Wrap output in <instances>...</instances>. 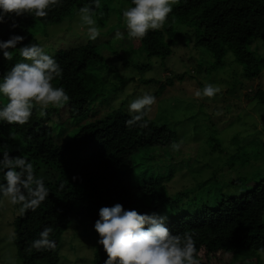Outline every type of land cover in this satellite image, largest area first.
I'll return each mask as SVG.
<instances>
[{
  "label": "trees",
  "instance_id": "trees-1",
  "mask_svg": "<svg viewBox=\"0 0 264 264\" xmlns=\"http://www.w3.org/2000/svg\"><path fill=\"white\" fill-rule=\"evenodd\" d=\"M124 1L130 4V0ZM87 3L89 0H63L62 6L53 9L46 18L27 15L16 18L18 26L15 29L10 27L12 21L9 20L0 24V40L19 34L27 37L26 44L33 39L37 25L59 24ZM98 11L99 8L95 14ZM176 24L195 28L194 45L203 47L212 58L208 71L219 67L227 52H231L243 68V79L249 82L260 80L264 57L256 58L249 51L247 41L249 38L264 41V0H177L165 27L149 31L145 38L138 40L148 58L164 60L172 54V41L166 38L173 37ZM10 51L13 53L11 61L0 55V76L21 59L16 50ZM52 55L63 68V79H55L52 83L54 86L63 85L71 97L70 103L62 107L66 111L65 117L61 115V108L58 111L49 107L44 116L35 111L23 126L0 123V153L7 151L12 157L22 156L30 161L37 171L35 174L44 178L49 189V197L35 211L26 210L14 220L18 264H59L62 235L71 222L77 236H87L93 241L95 236L96 244L93 224L98 219V210L115 203L141 213L167 214L172 233L190 231L198 251L227 253L230 261L261 264L259 258L264 252V175L239 195L221 196L212 205L201 204L193 212L185 211L188 210L185 201L215 179L205 178L196 186L170 195L165 186L171 175L164 176L160 172L158 176L147 168L142 174L135 173L139 163L144 166L142 160H147L176 138L167 125L158 124L147 116V128L126 127L128 113L113 110L90 136L80 140L76 133L66 136L67 121L77 123L85 118L101 97L98 75L103 76L102 72L108 68L104 69V57L90 42ZM120 60L116 64L122 63L125 67L130 64L125 59ZM98 70L102 75L97 73ZM111 70L117 76L115 68ZM183 77L180 74L176 78ZM128 80L123 78L119 87H124ZM171 80L160 83L154 95L162 93L163 87ZM251 98L264 103L261 83H257ZM0 103H6V98L0 96ZM62 137L63 140L58 139ZM41 170L44 175L40 174ZM45 225L53 227L50 239L55 241V248L32 249L31 241L38 237ZM101 248L94 246L90 264H103L105 253ZM200 264L211 263L200 261Z\"/></svg>",
  "mask_w": 264,
  "mask_h": 264
},
{
  "label": "rangeland",
  "instance_id": "rangeland-1",
  "mask_svg": "<svg viewBox=\"0 0 264 264\" xmlns=\"http://www.w3.org/2000/svg\"><path fill=\"white\" fill-rule=\"evenodd\" d=\"M127 5L124 0H101V7L94 15L100 26V36L95 41L87 39L86 30L79 24L78 12L59 24L37 25L33 30L32 40L50 54L90 42L104 57V69L108 68L102 72L103 76L98 75L101 97L85 118L77 123L67 121L66 136L76 133L79 140L90 136L108 112L120 109L127 113V105L132 99L147 92L156 94L160 83L172 78L156 96V103L147 117L167 125L176 134L173 141L182 139L184 143L178 152L171 151L170 144L158 149L147 160H142L144 166L138 164L135 173L142 174L147 168L158 176L160 172L164 176L171 175L165 186L170 195L213 177L215 181L185 201L188 212L201 204L212 205L221 196L239 195L264 175V103L251 98L257 83L264 89V60L258 82L242 78L243 68L231 52H227L219 67L208 71L212 58L203 47L194 45L195 28L180 24L174 25L173 37L166 38L172 41V54L164 60L148 58L138 40L126 35L122 40L113 39L117 30H125L120 11ZM247 47L256 58L264 57L263 40L249 38ZM119 58L130 64L126 67L122 63L116 64L121 61ZM112 67L117 71L116 77ZM97 73L102 75L100 70ZM180 74L184 77L177 79ZM123 78L129 80L124 87H119ZM149 79L154 81L145 82ZM205 83L218 85L220 93L213 98H197L195 91ZM114 87L119 88L114 90ZM60 111L65 117L66 111L62 108ZM58 139L63 140V137ZM40 174L44 175L42 170ZM20 214L18 205L0 199V264L19 263L13 223ZM72 223L62 235L59 264H90L95 236L94 241L87 236H77ZM199 253L200 261L211 264H252L244 260L230 261L227 253ZM259 259L264 264V252Z\"/></svg>",
  "mask_w": 264,
  "mask_h": 264
},
{
  "label": "clouds",
  "instance_id": "clouds-1",
  "mask_svg": "<svg viewBox=\"0 0 264 264\" xmlns=\"http://www.w3.org/2000/svg\"><path fill=\"white\" fill-rule=\"evenodd\" d=\"M177 0H130L120 15L125 30H117L113 39L122 40L126 35L133 40H142L149 31L165 27ZM63 0H0V24L11 20L10 27L18 25L16 18L30 16L46 18L60 6ZM101 0H89L78 9V21L86 30L88 40L100 36V26L94 19ZM24 35L12 34L7 40H0V55L11 61L16 50L21 58L10 70L0 76V96L6 103H0V123L23 126L35 111L46 115L51 106L62 108L70 103L71 97L63 85L54 86L52 81L63 79V68L54 55L45 51L39 43ZM19 45V47H17ZM221 88L205 83L195 91L197 98H213ZM156 103V96L150 92L132 99L127 105L129 118L126 127H148L145 119ZM184 141H173L171 151L181 150ZM49 197V189L43 177L35 174L33 164L22 156L12 157L9 152L0 153V199L11 205H18L19 212L35 211ZM169 217L159 212L141 213L137 209H125L122 204L103 206L98 210V219L93 224L97 234L96 245L105 253L103 264H200V253L190 231L172 233L168 226ZM53 227L43 226L38 237L31 241L32 249L55 248L50 239ZM14 235V234H13Z\"/></svg>",
  "mask_w": 264,
  "mask_h": 264
}]
</instances>
